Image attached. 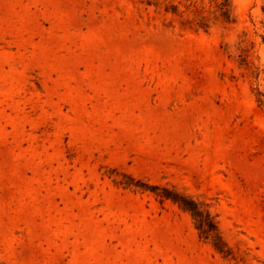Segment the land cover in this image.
Segmentation results:
<instances>
[{
	"label": "rangeland",
	"instance_id": "obj_1",
	"mask_svg": "<svg viewBox=\"0 0 264 264\" xmlns=\"http://www.w3.org/2000/svg\"><path fill=\"white\" fill-rule=\"evenodd\" d=\"M221 2L0 0V264H264V0Z\"/></svg>",
	"mask_w": 264,
	"mask_h": 264
},
{
	"label": "trees",
	"instance_id": "obj_2",
	"mask_svg": "<svg viewBox=\"0 0 264 264\" xmlns=\"http://www.w3.org/2000/svg\"><path fill=\"white\" fill-rule=\"evenodd\" d=\"M218 5V12L225 22H231V0H221ZM205 11L194 14L199 29L208 30V19L204 16ZM110 177L115 176V183L125 189H131L135 192H149L159 198L161 201L169 200L178 205L180 209L188 213L195 223L201 239L211 243L213 248L221 255L224 260L236 261L237 257L228 246L220 231L216 216L204 202L194 199L192 196L177 190L175 187L151 185L141 179H136L125 173L112 171Z\"/></svg>",
	"mask_w": 264,
	"mask_h": 264
}]
</instances>
